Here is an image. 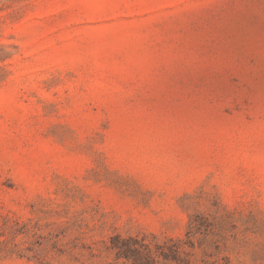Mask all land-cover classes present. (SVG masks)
I'll return each instance as SVG.
<instances>
[{
  "label": "rangeland",
  "instance_id": "rangeland-1",
  "mask_svg": "<svg viewBox=\"0 0 264 264\" xmlns=\"http://www.w3.org/2000/svg\"><path fill=\"white\" fill-rule=\"evenodd\" d=\"M0 264H264V0H0Z\"/></svg>",
  "mask_w": 264,
  "mask_h": 264
}]
</instances>
